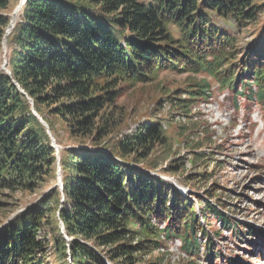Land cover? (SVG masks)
<instances>
[{"label": "trees", "instance_id": "obj_1", "mask_svg": "<svg viewBox=\"0 0 264 264\" xmlns=\"http://www.w3.org/2000/svg\"><path fill=\"white\" fill-rule=\"evenodd\" d=\"M263 9L264 0H26L7 36L9 73L0 69V193L37 191L57 179L55 147L28 96L52 131L50 118L58 117L92 145L63 150V196L49 189L0 230V264H43L39 232L47 218L60 264H148L143 255L177 239L191 259L201 252L204 261L221 259L210 218L239 240L256 235L211 200L197 210L191 197L138 166L169 143L158 112L115 145L103 139L122 123L127 87L152 84L163 72L203 76L185 98L160 87L188 119L191 104L209 97V78L264 107V24L260 37L239 48L211 19L213 12L240 26L259 22ZM9 11L11 0H0V49Z\"/></svg>", "mask_w": 264, "mask_h": 264}, {"label": "rangeland", "instance_id": "obj_2", "mask_svg": "<svg viewBox=\"0 0 264 264\" xmlns=\"http://www.w3.org/2000/svg\"><path fill=\"white\" fill-rule=\"evenodd\" d=\"M20 2L11 0V19ZM211 19L217 27L235 36L241 48L262 35L264 9L259 14V22L240 26L213 12ZM18 20L19 15L16 22ZM4 45L3 42L0 49V68L7 72L11 55L8 39ZM202 78L200 75L163 72L152 84L127 87L118 110H121L122 123L116 125L103 140L115 145L124 136L135 133L158 112L169 143L155 148L149 157L151 164L143 161L138 166L151 168L153 173L175 189L185 187L188 190L185 196L192 198L197 210L205 204V200H211L240 226L241 231L252 228L257 234L245 235L239 240L230 229L221 228L219 222L210 218L207 223L212 225L207 227L221 234L215 237L216 249L222 252L221 259L204 261L203 252L199 258L191 259L176 240L167 243V248L161 251L143 255L142 261L148 264H234L233 261L237 264H264V107L242 96L235 98V94L220 89L219 84L209 78V97L205 96L206 101L199 99L191 104L188 108L191 117L188 119L185 112L168 104L166 92L160 89L161 86L169 91L179 89V98H185L189 85ZM236 102L240 107L238 111L235 110ZM29 103L31 105L30 100ZM50 120L54 130L49 128L48 134L52 136V145L56 144L61 151V159L65 155L63 150L67 148L92 145L89 139L73 137L67 124L58 117H51ZM188 120L193 122L188 123ZM66 173L60 160L57 179L52 186L47 185L37 191H2L0 201L4 202V206L0 208V230L11 226L28 206L42 198L49 189L58 186ZM59 192L63 196L60 187ZM52 222L51 218H47L39 232V236L45 237L43 264H60L52 243ZM58 226L62 228L61 222ZM67 254L69 261L72 256L70 252Z\"/></svg>", "mask_w": 264, "mask_h": 264}, {"label": "water", "instance_id": "obj_3", "mask_svg": "<svg viewBox=\"0 0 264 264\" xmlns=\"http://www.w3.org/2000/svg\"><path fill=\"white\" fill-rule=\"evenodd\" d=\"M25 1L26 0H21V2H20V4H19V6L17 7V9L13 12V14H12V19H11V21H10V24H9V27L7 28V30H6V32H5V35H4V38H3V42L5 43V42H7V36L11 33V31L13 30V28H14V26H15V22H16V19H17V17H18V15H19V13H20V11H21V9H22V7H23V5H24V3H25ZM2 42V43H3ZM1 70H3V68H0ZM8 73H9V71H7ZM19 89L22 91V92H24L23 91V89L22 88H20L19 87ZM28 98H29V100L31 101V105H32V112H33V114L38 118V120L47 128V133H50V130H49V125H48V123L42 118V116L41 115H39L38 113H37V111L33 108V100L28 96ZM61 190H63V188H61Z\"/></svg>", "mask_w": 264, "mask_h": 264}, {"label": "bare ground", "instance_id": "obj_4", "mask_svg": "<svg viewBox=\"0 0 264 264\" xmlns=\"http://www.w3.org/2000/svg\"><path fill=\"white\" fill-rule=\"evenodd\" d=\"M4 44H5L4 46H6V42Z\"/></svg>", "mask_w": 264, "mask_h": 264}]
</instances>
